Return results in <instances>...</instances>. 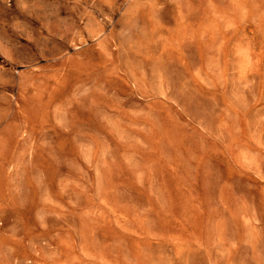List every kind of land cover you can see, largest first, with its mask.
<instances>
[{"label": "rangeland", "instance_id": "obj_1", "mask_svg": "<svg viewBox=\"0 0 264 264\" xmlns=\"http://www.w3.org/2000/svg\"><path fill=\"white\" fill-rule=\"evenodd\" d=\"M0 264H264V0H0Z\"/></svg>", "mask_w": 264, "mask_h": 264}]
</instances>
